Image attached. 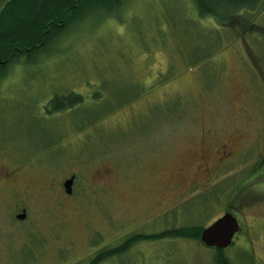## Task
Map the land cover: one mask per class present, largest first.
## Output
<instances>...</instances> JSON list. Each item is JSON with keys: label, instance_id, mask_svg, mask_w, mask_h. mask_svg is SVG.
Wrapping results in <instances>:
<instances>
[{"label": "rangeland", "instance_id": "rangeland-1", "mask_svg": "<svg viewBox=\"0 0 264 264\" xmlns=\"http://www.w3.org/2000/svg\"><path fill=\"white\" fill-rule=\"evenodd\" d=\"M262 6L243 32L197 18L191 0H123L14 62L0 80V264H86L130 234L205 228L225 212L240 230L224 255L264 264ZM69 92L82 102L47 114V101ZM215 255L175 237L102 264Z\"/></svg>", "mask_w": 264, "mask_h": 264}, {"label": "trees", "instance_id": "trees-1", "mask_svg": "<svg viewBox=\"0 0 264 264\" xmlns=\"http://www.w3.org/2000/svg\"><path fill=\"white\" fill-rule=\"evenodd\" d=\"M264 0H191L197 18H214L219 25H234L243 32L252 29L251 12L261 10ZM123 0H6L0 7V80L7 69L18 60L44 52L48 45L59 39L65 29L75 23L83 13H100L111 16L122 9ZM260 8V9H259ZM256 13V12H255ZM256 15V14H255ZM245 20L247 25L241 24ZM247 20V21H246ZM250 21V22H249ZM191 24H194L191 21ZM243 26V27H242ZM217 50V49H216ZM215 50V51H216ZM0 81V82H1ZM158 83L168 82L164 77ZM203 85V83H202ZM203 87L207 89L204 85ZM82 102L77 93L53 95L44 106L47 114L74 109ZM176 115V114H173ZM202 225H188L164 229L158 233L130 234L114 247H105L93 254L86 264H102L114 256L122 255L139 241L164 238L199 239ZM215 264H232L223 249H216Z\"/></svg>", "mask_w": 264, "mask_h": 264}, {"label": "water", "instance_id": "water-1", "mask_svg": "<svg viewBox=\"0 0 264 264\" xmlns=\"http://www.w3.org/2000/svg\"><path fill=\"white\" fill-rule=\"evenodd\" d=\"M74 175L65 179L62 183L65 193H72ZM26 216L25 211L16 215V219L23 220ZM240 230L237 218L231 212L223 213L200 233L199 241L206 247L213 249H225L229 247L236 233Z\"/></svg>", "mask_w": 264, "mask_h": 264}, {"label": "flooded vegetation", "instance_id": "flooded-vegetation-1", "mask_svg": "<svg viewBox=\"0 0 264 264\" xmlns=\"http://www.w3.org/2000/svg\"><path fill=\"white\" fill-rule=\"evenodd\" d=\"M73 182H74V181H73ZM23 210H24V209H23ZM23 210H22V211H23ZM24 211H25V210H24Z\"/></svg>", "mask_w": 264, "mask_h": 264}]
</instances>
